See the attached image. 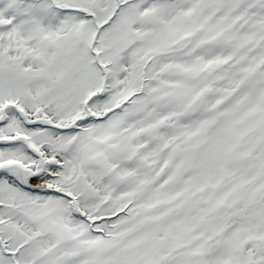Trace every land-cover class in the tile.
Masks as SVG:
<instances>
[{
	"label": "snow or ice",
	"instance_id": "1",
	"mask_svg": "<svg viewBox=\"0 0 264 264\" xmlns=\"http://www.w3.org/2000/svg\"><path fill=\"white\" fill-rule=\"evenodd\" d=\"M0 264H264V0H0Z\"/></svg>",
	"mask_w": 264,
	"mask_h": 264
}]
</instances>
